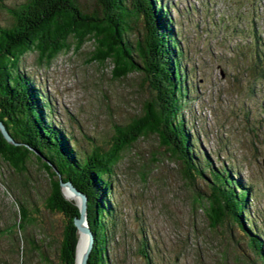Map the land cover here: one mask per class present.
Listing matches in <instances>:
<instances>
[{
	"label": "rangeland",
	"instance_id": "374dc122",
	"mask_svg": "<svg viewBox=\"0 0 264 264\" xmlns=\"http://www.w3.org/2000/svg\"><path fill=\"white\" fill-rule=\"evenodd\" d=\"M78 1L92 7L93 0ZM161 2L170 9L182 54L184 127L194 139L196 154L206 155L213 167L220 162L232 167L233 177L249 187L245 211L250 233L264 236V72H250L252 56L244 52L245 32L254 23L264 54V0ZM240 21L245 32H231ZM8 23L0 7V26ZM140 30L137 23L128 39L133 42ZM234 46L236 60L230 51ZM92 47L85 41L77 50L58 52L48 63H39V53L29 50L19 62L47 101L46 121L72 135L78 153L93 145L106 148L114 125L136 117L153 97L140 71L116 79L109 61L89 62ZM31 152L22 171L0 158V264H62L59 247L67 217L45 207L49 179L39 163L46 157ZM180 170L179 161L153 134L124 150L106 193V264H263L247 245L246 233L230 219L209 225L203 208L209 188L201 179L187 181ZM64 190L78 200L68 199ZM60 193L75 206L80 200L68 186L60 187ZM19 205L29 218L20 230L13 225ZM243 224L247 227L245 220ZM75 235L77 245L76 229Z\"/></svg>",
	"mask_w": 264,
	"mask_h": 264
},
{
	"label": "trees",
	"instance_id": "16d2710c",
	"mask_svg": "<svg viewBox=\"0 0 264 264\" xmlns=\"http://www.w3.org/2000/svg\"><path fill=\"white\" fill-rule=\"evenodd\" d=\"M0 7L9 18L7 25L0 26V122L17 142L12 145L0 135V158L22 171L33 154L31 149L46 157L39 163L49 179L45 207L67 217L59 247L62 264H74L76 235L72 219L78 212L74 204L61 196L59 180L69 181L86 196V221L93 237L86 264H106L102 224L104 215L110 212L106 193L113 167L124 150L146 134L155 135L159 145L179 161L184 179L205 181L210 192L203 208L209 225L230 219L246 233L247 245L264 264V236L250 233L245 211L249 187L233 177L236 171L232 167L222 162L213 167L206 155L196 154L194 139L184 127L180 111L186 91L185 71L166 4L161 0H93L92 7H84L78 0H23L9 6L0 3ZM137 23L141 30L131 42L128 34ZM246 28L240 21L231 26V32L241 35ZM245 33L249 43H245L244 52L253 60L248 68L261 75L264 54L257 26L252 23ZM88 40L93 46L87 57L89 62L101 65L109 61L111 77L116 79L140 71L153 97L136 117L114 125L106 148L93 145L88 152L78 153L72 135L56 130L55 125L46 121L47 101L40 98L39 89L33 87L19 62L27 51L36 50L39 63H48L58 52L69 47L77 50ZM230 51L236 60L237 47ZM36 154L38 162L40 157ZM28 220L26 210L19 205L18 221L13 225L20 230Z\"/></svg>",
	"mask_w": 264,
	"mask_h": 264
},
{
	"label": "water",
	"instance_id": "95a60500",
	"mask_svg": "<svg viewBox=\"0 0 264 264\" xmlns=\"http://www.w3.org/2000/svg\"><path fill=\"white\" fill-rule=\"evenodd\" d=\"M0 133L6 142L11 143L12 145H16L17 142H14L11 137L8 135L7 131L4 129L3 124L0 122ZM59 186H68V188L79 196V201L77 202L78 215L73 217V225L77 231V234L85 235V243L82 251L79 254L78 259H76V244L74 248V264H86V260L89 255V251L92 247V235L89 230L87 221H86V196L78 191L69 181L61 182L59 180Z\"/></svg>",
	"mask_w": 264,
	"mask_h": 264
},
{
	"label": "bare ground",
	"instance_id": "6f19581e",
	"mask_svg": "<svg viewBox=\"0 0 264 264\" xmlns=\"http://www.w3.org/2000/svg\"><path fill=\"white\" fill-rule=\"evenodd\" d=\"M64 193H65V196L68 198V199H71V200H75V199H72V198H74L75 196H73L72 194H68L67 192H65V190H64ZM76 198V201L78 200V198L77 197H75ZM84 243H85V235H83V234H79L78 235V243H77V245H76V259H78V257H79V254H80V252L82 251V249H83V247H84Z\"/></svg>",
	"mask_w": 264,
	"mask_h": 264
}]
</instances>
